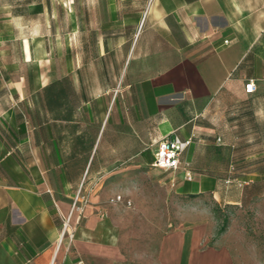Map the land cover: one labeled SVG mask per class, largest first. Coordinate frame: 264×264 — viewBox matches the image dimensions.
<instances>
[{
    "label": "crops",
    "instance_id": "crops-1",
    "mask_svg": "<svg viewBox=\"0 0 264 264\" xmlns=\"http://www.w3.org/2000/svg\"><path fill=\"white\" fill-rule=\"evenodd\" d=\"M174 134L192 180L152 165ZM260 153L264 0H0V264H235L147 188L240 204L227 157Z\"/></svg>",
    "mask_w": 264,
    "mask_h": 264
},
{
    "label": "rangeland",
    "instance_id": "rangeland-1",
    "mask_svg": "<svg viewBox=\"0 0 264 264\" xmlns=\"http://www.w3.org/2000/svg\"><path fill=\"white\" fill-rule=\"evenodd\" d=\"M227 160L233 165L229 174L237 176L241 182L240 186L231 188L232 195L242 189L240 204L215 200L208 193L194 196L176 194L172 187L162 184V180L160 185L157 183V190L147 188L150 195L157 196V205L146 204L147 211L157 208V227L161 226L162 230L190 224L204 225L206 242L231 248L235 264H264V153L231 156ZM157 180H161L159 175ZM82 211L75 205L70 226L78 223V215ZM160 232L157 228V240Z\"/></svg>",
    "mask_w": 264,
    "mask_h": 264
},
{
    "label": "built area",
    "instance_id": "built-area-1",
    "mask_svg": "<svg viewBox=\"0 0 264 264\" xmlns=\"http://www.w3.org/2000/svg\"><path fill=\"white\" fill-rule=\"evenodd\" d=\"M255 90V84L253 81H249L245 84V91L252 92ZM192 136L186 138H180L178 135L174 134L173 136L164 135L159 140L155 153L152 165L163 169V170H172L175 171L179 168L183 170V177L187 180L193 179V173L189 167L188 163L181 164V155L184 150L190 145L192 141ZM76 204L73 203L72 208L74 209ZM78 208L83 210L82 205ZM71 218V213L67 216H64L62 219V232L65 234L68 240H71L74 236V227L69 225V220ZM70 226V229L67 230V226Z\"/></svg>",
    "mask_w": 264,
    "mask_h": 264
},
{
    "label": "trees",
    "instance_id": "trees-1",
    "mask_svg": "<svg viewBox=\"0 0 264 264\" xmlns=\"http://www.w3.org/2000/svg\"><path fill=\"white\" fill-rule=\"evenodd\" d=\"M235 164L237 165V161L235 162ZM232 167H233V165L231 164V168H232ZM231 168H230V170H231ZM230 172H231V171H230ZM226 175H227V177L229 176L230 179L235 180V177H232V176L229 174V172H227ZM230 176H231L232 178H231ZM236 177H237V176H236ZM227 180H228V178H227ZM227 180H226V181H227ZM233 182H234V181H233ZM239 185H241V182L239 183Z\"/></svg>",
    "mask_w": 264,
    "mask_h": 264
}]
</instances>
